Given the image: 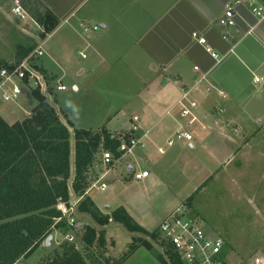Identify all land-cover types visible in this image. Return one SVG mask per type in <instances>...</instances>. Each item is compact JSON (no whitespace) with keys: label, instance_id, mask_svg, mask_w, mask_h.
I'll return each mask as SVG.
<instances>
[{"label":"crops","instance_id":"1","mask_svg":"<svg viewBox=\"0 0 264 264\" xmlns=\"http://www.w3.org/2000/svg\"><path fill=\"white\" fill-rule=\"evenodd\" d=\"M38 1L58 22L42 43L66 23V17L82 2V0ZM254 1L257 2V0H144L143 23L139 19L135 24L143 25L140 30L129 27L134 24L131 21L127 24L126 14L122 17L99 16L96 11L101 10V6H96L97 18L86 11L82 19L77 21L80 30L81 25L89 28L94 24L98 29L82 31L86 36L81 47L77 49L81 51H78L80 64L75 68V83L72 86L73 92L76 93L75 98L72 97L70 105L63 107L64 110L56 107L54 103H49V100L52 101L50 96L46 95L44 98L53 109L55 108L62 122L70 123L71 126L67 125L68 132H71L72 128L96 130L103 126L114 135L128 132L124 129L116 131L109 128L112 123L116 124V117L125 110L124 106H121L114 111L113 101L115 102L117 96L119 99L125 96L124 103L130 101L127 104L131 110V118L135 117V121L139 122L138 128H143V132H140L134 127L132 135L139 137L143 165L150 167L149 170L144 166L140 167L141 170L147 171V177L133 182L142 191L155 183L167 189L151 167L159 162L157 157L163 155L161 152L153 159L156 143L161 139L160 134L164 127L169 126L175 131L185 126L190 117L193 121L187 128L190 129L193 125L195 129L193 132L190 131L191 146L188 147L184 142L174 148L191 150L195 147L202 152V158L206 161L201 164L202 167L216 168L227 160L229 153L236 147L237 140L234 138L236 134L251 136L254 130L259 131L254 124L260 125L264 122V16L256 18L250 12V4ZM229 3H233L234 26L224 28L218 24V20L223 15L225 5ZM122 10L129 13L130 8L125 5ZM115 26L118 33L114 32ZM89 32L92 35H89ZM192 32L204 38L211 52L217 55L216 58L213 59L203 46L191 38ZM222 33H227L226 39L221 38ZM60 36L67 37V31ZM114 38H123L131 44L127 45L126 49L116 52L122 44L120 42L119 45ZM112 40H115L114 44ZM54 53L57 54L58 50ZM59 53V56L50 55L52 57L50 63L65 71V67L70 64V56L62 49ZM255 77L258 78L257 81H254ZM59 82L60 78L56 80L54 91H65L66 88L63 90L55 88L61 84ZM123 89L129 92L123 95L118 91ZM53 100L58 102L57 93L54 94ZM190 103H193V106ZM12 104L17 106V103ZM32 108L21 110L15 119L28 114ZM72 108L81 117L79 124L82 126H75L77 117L71 112ZM185 109L189 111V116L183 118L181 114ZM0 118L5 122L10 120L1 116ZM163 121V127L154 130ZM172 153L174 160L179 159L175 155L176 151ZM125 157L127 156L118 159L102 178L105 189L109 188L112 191L121 187L125 189V185H128L124 178L112 175L113 170ZM135 159L139 162L142 160L136 157ZM165 162L163 163L167 164L169 161ZM127 167L130 170L132 168L131 165ZM191 167L194 168L191 160L184 158L180 162L179 171L187 172L185 176L189 178L187 180H190L188 170ZM91 169H94V174L88 172V176L90 181H94L101 172V165L94 163ZM110 175L112 177L105 180ZM97 192L99 191L90 189L85 195L99 211L109 209L116 203L130 209V201L115 198L113 193L103 197L99 204L95 197ZM168 194L171 201L161 212L163 214L161 219L179 202L177 200L180 196L176 190H168ZM128 211L132 219L144 229L157 226L161 220L155 221L148 213L140 218L135 217L130 213L131 210ZM120 264L159 263L145 248L137 247Z\"/></svg>","mask_w":264,"mask_h":264},{"label":"rangeland","instance_id":"2","mask_svg":"<svg viewBox=\"0 0 264 264\" xmlns=\"http://www.w3.org/2000/svg\"><path fill=\"white\" fill-rule=\"evenodd\" d=\"M14 1L0 0V65L16 63L37 45H41L42 54L30 59L28 69H33V73L39 77V82L43 83V90L39 93L43 97H46V95L50 96L52 101L49 100L48 102L56 104V107L61 110H64L63 107H68L73 100L72 97L75 98L76 96V93L72 90V86L75 83V68L80 64L78 51L81 50L77 49L81 47L84 36H86L77 27V21L82 19L83 14L89 11V15L95 18L98 15H104V17L112 15L122 17L126 14L127 24L130 21L134 24L129 27H135L136 30H140L143 26L135 24L139 19L143 23L144 0H82L78 7L66 17V23H63L55 34L42 43L45 37L43 39L39 37L42 29L34 19L43 12V5L38 0H16L23 11V17H19L12 11ZM125 5L130 8L129 13L127 10L125 12L122 10ZM96 6H101V10L96 11ZM115 27L114 32L118 33L117 26ZM66 31L67 37L60 36V34H66ZM88 34L92 35L91 32ZM113 37H116V35H113ZM115 40L119 45L120 42L122 44V47H118V49L115 46L116 52L126 49L127 45L131 44L130 41L123 38ZM115 40H112L113 44ZM26 48H30V50L28 49V52L23 54L22 51H25ZM60 49L70 56V64L67 67L64 66L65 71L59 66L50 63L51 56L60 55ZM56 50H58L57 54L54 53ZM60 73H62L61 77ZM58 78H60L59 83L66 88L65 91H54L55 89L53 88ZM16 83L20 88V94L16 101L17 106L12 103H0V116L6 120H11L6 121L7 124L18 121L19 119H15V117L20 115L21 110H29L35 105V99L30 91L32 88L29 89L18 81ZM118 91H121L123 95L129 92L125 89ZM118 91L116 94H118ZM55 93L58 95V102H54L53 100ZM115 98L116 100L112 104V108L115 109L114 111H117L121 106H124L125 110L121 115L116 117V124L112 123L109 128L116 131L124 129L132 132L134 127H139V122L133 121L131 118V110L127 104L130 101L124 103L125 96L121 99L118 96ZM71 112L77 117L75 126H82L79 124L81 117H79L77 111L73 109ZM163 123L164 121L159 123L154 130L162 128ZM254 125L257 126L259 131L254 130L251 136H239V134H236L234 137L237 140L236 147L229 153L227 160L216 168L202 167L206 161L202 158V152L196 150L195 147L191 150L174 148L184 142L181 139H175L173 128L171 129L169 126L164 127L162 134H160L162 137L156 143V153L154 152L153 159L161 152L163 155L158 156L159 162L151 167L158 174V178L163 183L162 185L167 186V189H163L161 185L155 183L149 186L147 190L142 191L140 187L133 184L132 172L141 170L140 167L143 166L148 170L150 169L146 164L143 165L141 148L136 146L131 154L124 155L129 158L125 157L122 159L112 174L115 175L114 177L124 178V182L128 184L125 185L126 188L121 187L113 191L107 188L103 192L95 193L99 204L103 197L113 193L115 198H125L126 201H130V209L119 205L120 203H114L115 205H112L109 209L103 210L102 208L101 210L103 211L100 212L110 213L116 207L122 206L127 213L129 212L128 210H131L130 213L135 217L140 218L145 213H148L155 221H159L163 215L161 212L164 210L165 205L171 201L168 190L173 189L177 191L180 198L177 200L179 201L177 205L168 212L176 207L188 210L189 216L199 224L207 236L219 238L222 241V251H225L226 257L231 264L247 262L253 256L264 257V122L260 125L256 123ZM138 130L143 132V128H138ZM187 130L188 132H193L195 129L192 125ZM123 133L119 132L114 135L119 136ZM165 134L167 135L165 136ZM169 136L172 137L173 143L170 146H166L164 142ZM68 142L69 178L67 179V187L69 198L66 205L72 207V210L67 212L69 217L65 214L61 217V220H64L69 227L73 226L77 228L74 231L76 234L73 231L62 232L57 228H52L51 238L47 244L44 245V239L31 255L25 259L17 260L14 264H39L41 261H46L51 256L50 251L57 250V246L64 242L74 245V249L83 257L85 264H116L121 254L125 251L130 237L138 235L129 233L120 224L114 222H107L104 226H98L86 215H79L76 212V205L80 198L70 189L73 175V140L71 135ZM143 143L144 140L142 141ZM160 148H162L161 151L159 150ZM174 151H176L175 155L179 159L174 160L172 158V155H174L172 152ZM135 157L142 159L141 162L137 161ZM184 158L191 160L194 165V168L191 167L188 170L190 180H187L189 178L185 177L187 175L186 171H179L180 162ZM165 161L169 162L164 164L166 163ZM94 163H99L98 156L94 160ZM128 165L132 166L131 170L128 169ZM91 170L90 172L94 174V169ZM112 175L107 176L105 180H109L108 178L112 177ZM124 182L123 184H125ZM70 217L72 218V222L69 225L67 220ZM84 225H91L96 232L102 230L104 238L102 246L96 245L95 242L91 247L81 245L79 236L82 234L83 229L79 227ZM146 226L148 227L149 225ZM146 230L157 232V226L148 227ZM151 244L157 252H162V254L165 252L166 246L160 242L158 236ZM163 256L165 258V255Z\"/></svg>","mask_w":264,"mask_h":264},{"label":"trees","instance_id":"3","mask_svg":"<svg viewBox=\"0 0 264 264\" xmlns=\"http://www.w3.org/2000/svg\"><path fill=\"white\" fill-rule=\"evenodd\" d=\"M34 21L42 29L39 34L42 39L58 24L55 16L45 8ZM28 49L22 53L26 54ZM30 91L35 105L28 114L12 124L0 118V264H14L27 258L51 234L52 228L62 232L76 231L77 228L69 227L64 220L54 223L59 216L55 205L67 203L69 198L70 135L73 140L70 189L74 194L81 195L76 212L86 215L98 226L114 222L129 233L138 234L130 237L116 264H120L137 247L149 251L159 264H181L161 239L160 242L166 246L165 252H157L153 247L151 242L157 236L160 238L158 231L144 229L122 206L110 213H101L88 196L82 195L90 182L88 172L92 171L91 166L101 151L109 150L114 157L119 155L116 135H111L103 126L96 130L72 128L68 132L67 125L71 126L70 123L61 121L37 89ZM81 227V245L91 247L94 242L103 245L102 230L96 232L91 225ZM57 247V250L50 251L51 256L46 261L39 264H85L73 244L64 242Z\"/></svg>","mask_w":264,"mask_h":264},{"label":"built area","instance_id":"4","mask_svg":"<svg viewBox=\"0 0 264 264\" xmlns=\"http://www.w3.org/2000/svg\"><path fill=\"white\" fill-rule=\"evenodd\" d=\"M12 11L19 17H23V11L21 10L18 2L15 0ZM250 12L256 17L261 18L264 16V0H257L250 4ZM218 24L224 28H231L234 26L233 18V3L226 4L223 10L222 17L219 18ZM88 29L96 30L97 25H92L89 28L87 26H81V30L86 32ZM191 38L198 44L204 47L205 51L210 53V56L214 59L217 55L211 52L210 48L206 45L203 37L198 36L195 32L191 33ZM222 39L227 38V33L221 34ZM42 54L41 45H37L32 51H30L24 58L20 59L16 63H10L0 66V103H16L18 95L20 94V88L16 83L21 82L29 89H37L38 92H42L43 83L39 82V77L33 73V69H28V63L30 59ZM196 69V67H193ZM258 78H254L257 81ZM57 90H63V85H56ZM193 106V103H190ZM182 117L189 116V111L184 110ZM135 117L132 118L135 121ZM193 121L190 117L187 120L185 126H182L174 131L175 139H181L186 142L190 147V140L192 139L191 133L188 132V125ZM184 127V128H183ZM172 136V135H171ZM166 139V146H170L173 143L172 137ZM119 139L116 151L119 155L114 157L109 150H102L99 156V165H101V172L94 181H90L88 186L84 189L83 195L90 190L95 189L102 192L105 189V184L102 178L109 170V168L118 160L121 156L129 154L136 146H139V137H135L128 132L126 135L121 134L116 136ZM162 149H160L161 151ZM130 170V169H129ZM147 177L146 170H137L132 172V180L140 181ZM81 198V196H79ZM76 201V200H75ZM56 210L59 211V216L54 219V223L59 221L65 214L69 217L67 212L72 210V207L67 206L66 203L59 202L55 205ZM188 210L182 209V207H176L169 213H167L157 224V231L160 239L166 243L170 250L176 255L181 264H231L225 254L222 251V241L219 238H211L202 230L199 224L192 219ZM70 225L72 218L67 220ZM70 239V237H68ZM240 264H264V257L253 256L247 262Z\"/></svg>","mask_w":264,"mask_h":264},{"label":"water","instance_id":"5","mask_svg":"<svg viewBox=\"0 0 264 264\" xmlns=\"http://www.w3.org/2000/svg\"><path fill=\"white\" fill-rule=\"evenodd\" d=\"M100 27H102V26H100ZM50 238H51L50 235H48V236L45 238V240H44V245L47 244V242H48V240H49Z\"/></svg>","mask_w":264,"mask_h":264}]
</instances>
